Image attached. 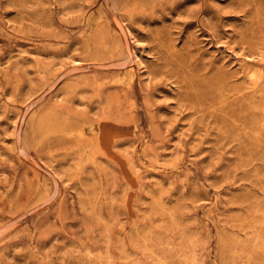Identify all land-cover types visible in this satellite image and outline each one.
Wrapping results in <instances>:
<instances>
[{
  "label": "rangeland",
  "instance_id": "obj_1",
  "mask_svg": "<svg viewBox=\"0 0 264 264\" xmlns=\"http://www.w3.org/2000/svg\"><path fill=\"white\" fill-rule=\"evenodd\" d=\"M0 264H264V0H0Z\"/></svg>",
  "mask_w": 264,
  "mask_h": 264
},
{
  "label": "bare ground",
  "instance_id": "obj_2",
  "mask_svg": "<svg viewBox=\"0 0 264 264\" xmlns=\"http://www.w3.org/2000/svg\"><path fill=\"white\" fill-rule=\"evenodd\" d=\"M256 80V79H255ZM258 80V79H257ZM254 82V81H253ZM255 82H257V81H255ZM256 84V83H255ZM250 88V87H249ZM249 153V152H248ZM262 221V220H261ZM250 228V227H249ZM142 239H144V238H142ZM256 240V239H255ZM145 241V240H144ZM123 250V249H122ZM158 257V256H157Z\"/></svg>",
  "mask_w": 264,
  "mask_h": 264
}]
</instances>
